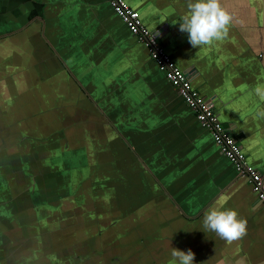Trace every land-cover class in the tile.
Masks as SVG:
<instances>
[{
    "label": "crops",
    "instance_id": "0c3cea01",
    "mask_svg": "<svg viewBox=\"0 0 264 264\" xmlns=\"http://www.w3.org/2000/svg\"><path fill=\"white\" fill-rule=\"evenodd\" d=\"M127 2L264 174V0H221L228 37L198 48L187 0ZM213 207L247 234L204 232ZM171 248L264 264L249 181L106 0H0V264H168Z\"/></svg>",
    "mask_w": 264,
    "mask_h": 264
},
{
    "label": "built area",
    "instance_id": "2783aa9c",
    "mask_svg": "<svg viewBox=\"0 0 264 264\" xmlns=\"http://www.w3.org/2000/svg\"><path fill=\"white\" fill-rule=\"evenodd\" d=\"M106 1L138 42L147 46L149 57L158 70L164 74L186 105L194 111L200 127L212 136L221 153L234 166L238 179L249 181L258 201L264 206V174L249 164L242 147L232 132L221 122L215 103L193 88L190 77L177 66L161 45L156 33L144 24L141 15L129 5L127 0Z\"/></svg>",
    "mask_w": 264,
    "mask_h": 264
},
{
    "label": "clouds",
    "instance_id": "9594fccd",
    "mask_svg": "<svg viewBox=\"0 0 264 264\" xmlns=\"http://www.w3.org/2000/svg\"><path fill=\"white\" fill-rule=\"evenodd\" d=\"M232 21V15L223 8L221 0H187L186 12L178 23L179 31L187 33L191 46L198 48L226 39ZM254 92L264 100V84L258 83ZM257 115L264 118V109L259 110ZM203 229L231 243L247 234V220L234 209L218 210L213 207L203 215ZM170 255L168 264H194L195 253L191 249L171 248Z\"/></svg>",
    "mask_w": 264,
    "mask_h": 264
},
{
    "label": "rangeland",
    "instance_id": "374dc122",
    "mask_svg": "<svg viewBox=\"0 0 264 264\" xmlns=\"http://www.w3.org/2000/svg\"><path fill=\"white\" fill-rule=\"evenodd\" d=\"M68 111H70V109H68L67 112ZM80 112L83 113L84 111L81 110ZM47 113H49V112H47ZM49 117H51V114L46 115L44 118H45V120H49ZM75 117H76V115L74 116V119H75ZM71 118H70V116L68 114L67 115H64L63 121H65V123H69L71 121ZM79 118L80 119H83V118H85V116L84 115H81V116H79ZM75 120L77 121L78 119L76 118ZM65 123H63V125H65ZM95 163L98 165V163L96 161H95ZM99 175H101V173ZM112 175H115V174H112ZM117 195H115V196H117Z\"/></svg>",
    "mask_w": 264,
    "mask_h": 264
},
{
    "label": "water",
    "instance_id": "95a60500",
    "mask_svg": "<svg viewBox=\"0 0 264 264\" xmlns=\"http://www.w3.org/2000/svg\"><path fill=\"white\" fill-rule=\"evenodd\" d=\"M164 75V74H163Z\"/></svg>",
    "mask_w": 264,
    "mask_h": 264
}]
</instances>
